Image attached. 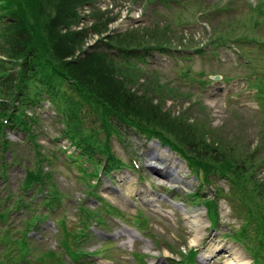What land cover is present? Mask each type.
Masks as SVG:
<instances>
[{
    "label": "rangeland",
    "instance_id": "obj_1",
    "mask_svg": "<svg viewBox=\"0 0 264 264\" xmlns=\"http://www.w3.org/2000/svg\"><path fill=\"white\" fill-rule=\"evenodd\" d=\"M47 1L50 8L45 10L53 15L58 1ZM74 8L75 15L61 26L62 32L71 35L80 31L88 54H105L96 57L94 63L103 60L108 71L115 74L117 81L105 84L110 98L120 100L115 90L120 92L124 86L130 94L147 93L151 102L145 115H137L138 124L133 129L114 117L102 116L100 109L91 108L79 96L80 107L70 106L66 99L64 103L61 85L52 91L60 99L55 101L56 116L47 105H19L18 115L13 116L8 110L17 106L19 89L3 80L19 75L23 58L0 35V93L13 100L7 110L0 111V264H44L38 259L40 254L48 250L59 254L61 233L55 236V222L61 219L64 221L58 225H62L66 241L88 240L96 234L95 226H101L96 231L104 233V238L111 237L105 233L112 234L113 241L90 238L82 244L85 252L97 250L96 256L101 258H90L97 264H136L131 256L134 252L149 256V264H176L172 259L178 261L181 252L186 254L191 249L197 250L200 264L199 257L209 245L215 252L206 264H225L224 254L231 247L247 264H252L251 259L258 254L262 258L264 236L260 237L258 230L264 225V0H83ZM5 11L0 2V33L2 23L7 22ZM113 37L131 41L112 42ZM119 42L141 48L119 53L113 46ZM8 48L13 59L4 51ZM126 53L131 54L129 58H124ZM136 54L146 57L134 58ZM215 76L219 80L214 81ZM49 81L54 86L59 79ZM11 84L14 88H9ZM46 100L51 102L49 97L43 102ZM154 106L173 120L170 128L164 126L165 116L160 124L156 122ZM8 116H12L10 125L25 121L32 126L29 118L36 120L33 143L25 133L5 128ZM70 118L69 131L82 137L84 147V141L91 144L90 148L96 147L91 161L86 154L80 156L79 145L71 147V142L60 136V120ZM189 126L197 132L189 131ZM106 143L109 160L116 159L128 167L118 165L100 178L93 162L96 154L97 160L104 162L98 150ZM38 166L50 176H45L42 190L48 193L40 199L41 205H34L39 198L37 189L28 188ZM29 170H33L32 176ZM99 195L107 196L103 199L124 216L112 221L109 216H114L101 210L105 204ZM82 197L87 198L85 203L80 202ZM90 198L102 206L97 210L102 216L90 214L89 210L96 212ZM76 207L89 209H85L88 225L81 220L78 233L68 226L77 221ZM105 208L112 214L109 207ZM140 212L148 218L144 238L136 225ZM29 216V230L34 235L24 256L12 245L19 232L26 231L21 226ZM46 216L48 220L38 233ZM183 217H193L202 224L195 247L187 228L190 219ZM215 228L218 231H213ZM245 230L249 232L243 234ZM129 232L140 239H133L132 247H122L121 241H127ZM156 253L165 263L152 261ZM87 260L72 264H90ZM45 264H53L52 259L49 257Z\"/></svg>",
    "mask_w": 264,
    "mask_h": 264
},
{
    "label": "trees",
    "instance_id": "obj_2",
    "mask_svg": "<svg viewBox=\"0 0 264 264\" xmlns=\"http://www.w3.org/2000/svg\"><path fill=\"white\" fill-rule=\"evenodd\" d=\"M57 1V4H55L56 11L53 10L54 14L50 15L49 9L45 10L46 7L50 8V3L47 0H0L6 9V16L3 17L8 19H6V23H2L3 27L1 28L0 35L7 44L10 43L12 47L14 46L17 54H19L18 56L23 58L20 64L21 70L19 75L15 77L12 75L8 76L3 80V83L6 84L8 81L9 83H14V87L16 85L19 89L16 93L19 92L17 96L20 105L30 101L39 102L46 94L51 98L52 103L55 104L58 97L52 91L64 85L59 91L64 96V103L66 99L70 106L77 104L80 107L78 100H76V96H79L91 108L100 109L102 116L114 117L119 123L135 128L139 119H137V115L143 116L148 112L146 108H148L151 100L147 93H143L146 96L136 91L130 94L128 92L130 91L129 89L121 86L120 92L115 90L121 101L110 98L105 84L111 85L116 82L117 80L114 78L115 74L108 71L103 60H101L102 65L94 63L96 57L102 58L100 56L105 54L96 52L88 54L84 52V39L81 38L80 33L77 32L69 35L63 33L61 29V26L66 21L74 17V7L83 0ZM148 1L151 2L153 0ZM43 31L47 33V36L42 35ZM118 37H113L112 42L126 40L125 42L129 43L131 41L127 37L117 39ZM113 46L120 53L122 50H139L141 48V46L137 45L135 47L129 44L123 45L121 42L113 44ZM157 49L163 50L164 47H157ZM4 51L9 54L7 56L9 59L14 58L10 55V48ZM78 53H85L84 58L76 56ZM2 63L3 61L0 60V65ZM90 68H94L98 72L88 70ZM52 77L59 79V82L54 86L49 81ZM30 81L34 85L30 86ZM11 87H13V84L9 86V88ZM0 99V111L4 112L7 110V106H9L8 102L13 100L9 99V95H2L1 93ZM153 109L157 114L156 122L160 124L165 116L166 120L163 122H166V125L164 124V126L165 128H170L173 120L164 115L158 107L154 106ZM13 110L8 111L12 112L13 116H17V113L13 112ZM9 117L11 120L12 116ZM189 128V131H192V133L193 131L197 132L194 127L189 126ZM176 129L179 130L178 128ZM68 136L73 142L78 143L83 151H87L88 154L94 152L92 149L96 147L90 148L91 144L84 141L85 148L82 145V137L74 133L72 129L68 132ZM155 138L161 139L157 135ZM104 147L105 153L111 158L108 143ZM104 149L102 148V150ZM258 234L259 236L260 234L262 237L264 236V225L258 230Z\"/></svg>",
    "mask_w": 264,
    "mask_h": 264
},
{
    "label": "bare ground",
    "instance_id": "obj_3",
    "mask_svg": "<svg viewBox=\"0 0 264 264\" xmlns=\"http://www.w3.org/2000/svg\"><path fill=\"white\" fill-rule=\"evenodd\" d=\"M188 218V217H187ZM188 227L190 232L193 234L192 235V239H191V246H195L197 244V240H198V229L200 227V230L202 229V224H199V222L193 218H190L189 222H188ZM211 252H214V248L208 247L207 249V253L205 255V257H208L210 255ZM229 257V259H227V263L225 264H247L246 260L241 258L240 256H238V253L236 252V250H231L230 254L227 256Z\"/></svg>",
    "mask_w": 264,
    "mask_h": 264
},
{
    "label": "water",
    "instance_id": "obj_4",
    "mask_svg": "<svg viewBox=\"0 0 264 264\" xmlns=\"http://www.w3.org/2000/svg\"><path fill=\"white\" fill-rule=\"evenodd\" d=\"M217 79V78H216Z\"/></svg>",
    "mask_w": 264,
    "mask_h": 264
}]
</instances>
